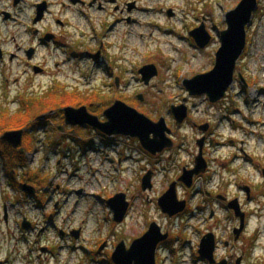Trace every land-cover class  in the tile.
<instances>
[{
  "label": "rangeland",
  "instance_id": "obj_1",
  "mask_svg": "<svg viewBox=\"0 0 264 264\" xmlns=\"http://www.w3.org/2000/svg\"><path fill=\"white\" fill-rule=\"evenodd\" d=\"M16 1L0 0V118L4 117L0 138L12 130L24 131L22 144L12 149L25 154L28 167L16 172L17 194L0 172V261L109 264L119 243L130 247L156 222L164 234L172 235L160 264H193V257H200L199 244L209 234L220 245L218 263L264 264V179L252 167L257 162L264 170V0H258L247 30L234 89L217 107L204 97H190L184 82L214 68L226 15L242 0ZM44 4V17L35 24L39 5ZM203 21L215 40L198 49L190 33ZM47 36L60 42L41 44ZM87 52H101L103 67L97 68L93 58L79 57ZM148 64L157 67L158 76L146 86L138 81V72ZM104 66L114 69L113 80ZM94 86L97 94L89 90ZM115 100L154 122L165 119L179 145L172 159L167 156L158 163L159 157H149L136 138L101 142L99 132L65 123L64 108L69 106H88L106 121L104 112ZM181 105L188 106V118L178 126L172 108ZM206 124L212 125L205 134L210 135L208 157L215 174L202 184V191H220L223 198L233 200L239 197L233 188L236 178L248 185L254 182L250 186L256 197L245 201L242 195L237 200L248 216V226L239 236L230 231L235 225L240 230V222L233 217L230 221L218 206L206 215L183 214L174 220L158 206L169 184L178 182L180 168L189 166L198 154L196 141L204 133L195 126ZM89 140L91 147L84 143ZM6 145L0 139V150ZM242 149L248 155L245 162L234 157H242ZM156 169L152 190L143 191L147 170ZM20 184L32 187L34 193L27 194ZM185 192L179 189V197L192 213L204 201L201 194ZM120 193L131 207L119 224L107 202ZM182 240L189 245L182 247ZM173 245L179 249L176 254L171 253Z\"/></svg>",
  "mask_w": 264,
  "mask_h": 264
},
{
  "label": "water",
  "instance_id": "obj_2",
  "mask_svg": "<svg viewBox=\"0 0 264 264\" xmlns=\"http://www.w3.org/2000/svg\"><path fill=\"white\" fill-rule=\"evenodd\" d=\"M16 2H20V0ZM72 2L76 4L79 0H72ZM133 7L134 4L129 6L130 9ZM46 9V4L39 5L35 24L42 21ZM257 9L258 0H242L234 10L227 13V28L220 34L221 47L216 54L214 68L210 72L196 75L184 82L190 97L207 96L211 103H217L233 87L237 64L247 46V30L252 25L253 15ZM171 14V11H169V15ZM190 35L200 49L206 48L212 39L204 26L192 31ZM47 40H50V37ZM32 54L33 51L28 53L29 58ZM95 59L97 60L98 56ZM139 73L142 76L143 83L148 86L158 76V69L155 65H146L140 69ZM140 99L143 100L142 95H140ZM64 114L65 123L68 126L91 127L109 137L136 138L142 147L152 155L162 153L174 146L170 137L172 131L164 118L154 122L120 100L104 112L105 122L101 121L98 116L90 114L86 107H67L64 109ZM172 114L177 125L181 126L188 117V107L186 105L173 107ZM201 130L207 132L208 126H202ZM23 135L24 131L22 130L7 132L1 137V140L13 148H18L22 144ZM204 142V139L197 142L200 154L196 158L195 168L184 170L179 180L189 188L192 187L194 177L205 173L207 168V163L203 158ZM152 188V173H148L143 179L142 190L151 191ZM23 190L27 194L34 193V189L27 185L23 186ZM107 205L114 214V221L119 224L123 223L130 209V202L127 200L126 195L123 193L115 195L108 200ZM158 205L162 213L170 218L184 212L186 202L178 200L177 183L171 184L169 190L159 199ZM229 206L236 211V216L241 219V229L237 230L239 236L244 229V215L240 214L237 201L232 202ZM23 225V228H29L27 222ZM78 236V232L74 233L76 239H78ZM168 238L169 235L163 234L157 223H152L148 231L142 237L134 240L130 247H127L124 242L119 243L112 254V261L114 264H157L158 247ZM215 249V237L213 234H209L203 238L200 245L199 254L201 259L206 260L209 264H217L214 259Z\"/></svg>",
  "mask_w": 264,
  "mask_h": 264
},
{
  "label": "flooded vegetation",
  "instance_id": "obj_3",
  "mask_svg": "<svg viewBox=\"0 0 264 264\" xmlns=\"http://www.w3.org/2000/svg\"><path fill=\"white\" fill-rule=\"evenodd\" d=\"M172 13V12H171ZM227 25V24H226ZM201 26H204L205 27V29H207L210 33V36L212 37V41L209 43V44H212L213 42H214V40H215V38L213 37V33H212V29L211 28H208L207 27V25H206V23L203 21V22H201L200 24L198 23L197 24V26H195L194 28H193V30H196L197 28H199V27H201ZM218 30V29H217ZM224 30H226V29H223V30H221L220 31V34H221V32L222 31H224ZM220 34H219V39H220ZM48 37H50V40H47V38ZM54 41V43L55 44H58L60 41L58 40V37H51V36H47L45 39L44 38H42L41 39V44H44V45H47L48 43L47 42H50V41ZM220 43H221V39H220ZM198 48V47H197ZM247 48V47H246ZM199 49V48H198ZM220 49V48H219ZM219 50H217V52H218ZM246 51V50H245ZM217 52H216V54H217ZM96 56H98V59L96 60L95 59V57ZM244 56H245V52H244V54L242 55V57L240 58V60H239V62H238V64H237V68H239V63H240V61H242L243 60V58H244ZM80 58H82V59H91V58H93V60L95 61V62H97V68H101V67H103V61H101L102 59H103V57H102V55H101V52H99L97 55H93V54H90V53H85L84 55L82 54V56H79ZM107 57V56H106ZM215 61H216V56H215ZM99 63V64H98ZM104 68H105V66H104ZM237 68H236V71H235V77H234V84L236 83V72H237ZM105 69H108V74L109 75H111V77H113L112 78V80L114 79V74H115V72L113 73V71H114V69L112 68V67H107V68H105ZM40 70V69H39ZM107 72V71H106ZM138 74H139V72H138ZM139 76H140V74H139ZM87 80H89L88 78H87ZM55 81L56 80H53V83H52V88L55 86ZM138 81H142V78H139L138 77ZM118 84H119V81L117 80V84H116V86L119 88V86H118ZM234 84H233V87L231 88V89H234ZM58 85V84H57ZM112 86V85H111ZM114 87V86H113ZM87 89H89V88H87ZM91 92H93V93H95V94H97L98 92H100L95 86L94 87H92L91 89H89ZM227 96H228V94L225 96V98L224 99H222L221 101H219V102H217V103H211L210 102V100H209V98L208 97H206V96H204V98L205 99H207L209 102H210V104L213 106V107H217V106H219V105H221L223 102H225V101H227ZM143 97V96H142ZM137 98H138V100H141L140 99V95L139 96H137ZM195 98H200V97H195ZM143 100H144V98H143ZM143 100H141V101H143ZM116 101V100H115ZM187 102V101H186ZM69 107H72V106H69ZM81 107H86V106H81ZM73 108H76V107H73ZM80 108V107H79ZM86 108H88V106L86 107ZM97 108H99V106H97ZM65 109V108H64ZM88 112H90V110H88ZM91 114H92V112H90ZM47 114H45L44 116H46ZM93 115H95L94 113H93ZM48 116V115H47ZM95 116H97V115H95ZM102 119V118H101ZM186 123V122H185ZM202 126H205V125H202ZM202 126H200V127H198V126H195L196 128H198V130L200 131V132H203L204 134H202L201 135V137L200 138H198L197 139V141L196 142H198L199 140H201V139H204L205 140V142H204V147H203V158H204V160L206 161V163H207V168H206V171H205V173H203V174H200L198 177H194V179H193V185H192V187L191 188H186L185 187V185L184 184H182L179 188H178V193H179V189H183V188H185L186 189V194H188V193H191V192H193V195L194 194H197V195H202V198H203V201H204V203L202 204V205H198L197 207H196V209H195V213H197V214H203V215H206L207 214V211H208V209L209 208H211V207H217L218 206V208H220V209H222V210H224V211H226V213H227V218L230 220L232 217H233V220H235L236 219V221L238 222H240V225H241V220H240V218L239 217H237L236 216V211L235 210H232L231 209V207L229 206V203L232 201V199H230V200H228V198L226 197V198H223V194L219 191V192H217L216 194H214V193H209L208 194V192H204V191H202V184L206 181V180H208V181H210L209 180V178L211 177V176H209V175H214L215 173H211L212 172V170H211V159H210V155H209V157H208V152H209V150H208V148L209 149H211L210 147H212L211 145L210 146H208V140H210V135L209 136H207L205 133H207L209 130H210V126H211V128H212V125H209V124H206V126H208V130H207V132H204V131H202L201 130V127ZM60 130H61V128H60ZM212 132V131H211ZM208 134V133H207ZM100 135V134H99ZM101 136V135H100ZM171 138H172V140H173V142H174V146H173V148L172 149H169V150H165L162 154H160V155H157L156 156V158L157 157H159L158 158V163L159 162H161L163 159H162V157L164 158L166 155H170L171 153H173V152H178L177 150L179 149L178 147H179V145H176L175 144V141H176V139H177V137H176V135H175V133L174 132H172V134H171ZM212 142H210L209 144H211ZM114 144V143H113ZM213 144V143H212ZM233 144H235L234 142H233ZM236 145V144H235ZM178 146V147H177ZM197 148H198V154L196 155H193V160H192V162L189 164V166H187V167H185V166H182L180 169L181 170H179V174L178 175H180V176H182V173L184 172V170H190V169H192V168H194L195 167V161H196V158L199 156V154H200V148H199V146L197 145ZM242 151V153H243V155H242V157L241 156H239V155H237V154H235V158H240V159H242L244 162L245 161H247V159H248V155H247V153L245 152V150L244 149H242L241 150ZM167 157V156H166ZM169 157V156H168ZM170 159H172V156L170 157ZM250 162H253L252 160H249ZM185 163H186V161H185ZM252 167H253V169L256 171V172H258V173H260L261 174V178H263L264 179V170L261 168L260 169V167H259V164L256 162H254V163H252ZM148 171H150V170H147V172ZM151 172H152V174H153V176L156 174V172H158V169H156V170H154V171H152L151 170ZM154 172H155V174H154ZM144 176V175H143ZM196 179H199V181L200 182H197L196 181ZM251 184H254V182L252 181L251 183H250V185ZM180 184L178 183V186H179ZM250 185H248V183L245 181V179H243L242 177H239L238 179L236 178L235 180H234V182H233V188H235L237 191V193H239V197H241L242 195H243V197H244V199H245V201H248L249 199H253L254 197H256V195L257 194H255V192L256 191H253V188H252V186H250ZM194 186V187H193ZM185 194V195H186ZM209 196L211 197V199L209 198ZM239 197L238 198H235V199H239ZM180 198V197H179ZM184 198H186V196H184ZM187 199V198H186ZM188 200V199H187ZM234 200V199H233ZM188 202H189V200H188ZM238 208H239V210H240V214H242V215H244V229H243V231L246 229V227L248 226V216H247V211L246 210H241V208H240V204H238ZM188 207H189V205L187 204V209H188ZM189 211V210H188ZM212 216H213V214H212ZM212 216L211 217H209V219H211L212 218ZM230 221H232V220H230ZM235 227H236V225H235ZM243 234V233H242ZM235 236H237V233H236V235ZM239 241H240V239L238 238V240L236 241V239H234V242H235V244H238L239 243ZM184 242V241H183ZM182 247H185L184 245H182ZM169 249V247H168V243H164L163 245H161L160 246V248H159V252L157 253V264H160L161 263V261H160V254L162 253V252H166L167 250ZM174 249L176 250V248L174 247ZM171 253L173 254V251L171 250ZM197 260H199L198 258H197ZM200 261V260H199ZM0 264H5V262H3V261H0ZM6 264H9V261H8V259L6 260ZM113 264V263H112ZM230 264V263H229ZM237 264H240V261L237 263Z\"/></svg>",
  "mask_w": 264,
  "mask_h": 264
},
{
  "label": "trees",
  "instance_id": "obj_4",
  "mask_svg": "<svg viewBox=\"0 0 264 264\" xmlns=\"http://www.w3.org/2000/svg\"><path fill=\"white\" fill-rule=\"evenodd\" d=\"M2 118L4 117H1L0 119ZM0 164H2V174L8 178L7 182H12L13 185L15 184L14 186L16 190L19 189V187L16 186V172L19 169H25L28 167L25 154L13 150L6 145L4 146V150H0Z\"/></svg>",
  "mask_w": 264,
  "mask_h": 264
}]
</instances>
